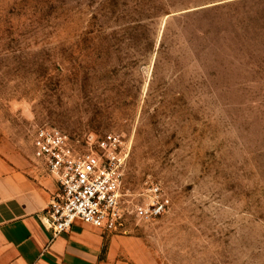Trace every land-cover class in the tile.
<instances>
[{"label": "rangeland", "instance_id": "1", "mask_svg": "<svg viewBox=\"0 0 264 264\" xmlns=\"http://www.w3.org/2000/svg\"><path fill=\"white\" fill-rule=\"evenodd\" d=\"M41 125L122 139L128 264H264V0H0V154Z\"/></svg>", "mask_w": 264, "mask_h": 264}, {"label": "built area", "instance_id": "2", "mask_svg": "<svg viewBox=\"0 0 264 264\" xmlns=\"http://www.w3.org/2000/svg\"><path fill=\"white\" fill-rule=\"evenodd\" d=\"M87 149L72 146L62 130L37 126L32 136L34 156L54 176L58 191L51 198L42 217L43 225L56 235L75 221L101 229L104 233L120 231L125 210L121 203V181L126 151L119 135L110 132L86 138ZM144 200L133 211L140 220L160 215L168 206L158 183L150 182Z\"/></svg>", "mask_w": 264, "mask_h": 264}, {"label": "crops", "instance_id": "3", "mask_svg": "<svg viewBox=\"0 0 264 264\" xmlns=\"http://www.w3.org/2000/svg\"><path fill=\"white\" fill-rule=\"evenodd\" d=\"M33 147V146H32ZM0 154V264H128L129 237L75 221L54 234L42 223L58 183L34 156Z\"/></svg>", "mask_w": 264, "mask_h": 264}]
</instances>
